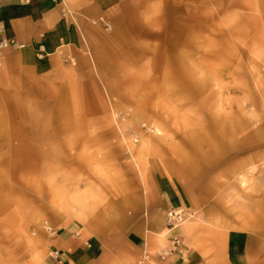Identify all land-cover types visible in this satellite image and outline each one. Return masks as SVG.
<instances>
[{"label":"rangeland","instance_id":"374dc122","mask_svg":"<svg viewBox=\"0 0 264 264\" xmlns=\"http://www.w3.org/2000/svg\"><path fill=\"white\" fill-rule=\"evenodd\" d=\"M114 5L49 67L0 51V264H49L45 222L97 237L74 264H168L126 237L157 177L153 248L184 227L181 264H264V0Z\"/></svg>","mask_w":264,"mask_h":264},{"label":"crops","instance_id":"0c3cea01","mask_svg":"<svg viewBox=\"0 0 264 264\" xmlns=\"http://www.w3.org/2000/svg\"><path fill=\"white\" fill-rule=\"evenodd\" d=\"M123 1L0 0V42L8 40L23 44L22 48L11 50L23 64L33 68L42 65L49 67L60 58L61 52L76 44L80 32L75 19L80 20L81 16L95 17V13L100 15L103 3H107L110 8L112 4ZM153 186L158 198L153 203L149 200L145 208L134 210L131 216H125L128 245L136 254L158 252L165 255L168 264H181L186 255V245L179 241L184 227L173 232L177 235V244H159L155 249L149 240L150 236L161 239L163 233L165 235L162 223L167 220L168 212H175L172 208L177 205L172 189L160 177L156 178ZM156 201L157 205H154ZM44 230L50 237L47 241L49 264H74L81 256L78 248L90 250L97 241L96 236H90L84 241L87 247L81 246L79 230H58L48 222H45ZM244 244L245 240L242 242Z\"/></svg>","mask_w":264,"mask_h":264},{"label":"built area","instance_id":"2783aa9c","mask_svg":"<svg viewBox=\"0 0 264 264\" xmlns=\"http://www.w3.org/2000/svg\"><path fill=\"white\" fill-rule=\"evenodd\" d=\"M24 45L16 43L14 41H8V40H3L0 42V51L5 48V47H16V48H22ZM168 216V223H174L176 220L178 221L179 217L178 215L175 214V212L170 211L167 214Z\"/></svg>","mask_w":264,"mask_h":264},{"label":"bare ground","instance_id":"6f19581e","mask_svg":"<svg viewBox=\"0 0 264 264\" xmlns=\"http://www.w3.org/2000/svg\"><path fill=\"white\" fill-rule=\"evenodd\" d=\"M263 50L264 51V43H263V46L260 47V51ZM208 86H206V84H198V85H195L194 86V90L193 91H196L195 93H199L200 91H203L204 89H206ZM234 131V129H231ZM234 133V132H233ZM143 143H146V142H143ZM66 192L65 194H63V197H66ZM70 197V196H69ZM74 199H78V197H73Z\"/></svg>","mask_w":264,"mask_h":264}]
</instances>
